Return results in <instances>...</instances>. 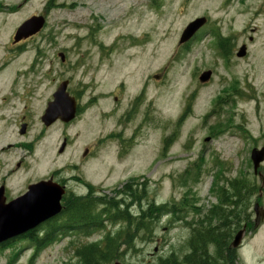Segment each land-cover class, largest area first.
<instances>
[{"label":"rangeland","instance_id":"rangeland-1","mask_svg":"<svg viewBox=\"0 0 264 264\" xmlns=\"http://www.w3.org/2000/svg\"><path fill=\"white\" fill-rule=\"evenodd\" d=\"M0 3L16 9L13 14L8 7L0 12V102L2 97L8 100L16 95L32 96L28 104L30 136L23 139L13 121L4 120L3 115L17 113L7 111V106L0 111V145L38 137L47 102L52 101L59 85L70 78L72 91L83 94L82 86L88 84L84 102L94 93L113 91L121 83L126 85L119 103H114V97L101 98L74 127L81 130L86 122L98 124L96 137L92 136L96 140L118 132L122 117L145 88L131 124H122L125 137L133 139L127 145L128 155L120 159L117 144L108 142L101 147L97 159L79 165L81 155L77 149L88 138L83 135L72 149L60 155L61 126L56 125L37 143L34 155L28 154L26 165L17 173L11 188L13 192L24 188L22 182L55 171L69 177L81 170L92 187L109 197L115 195L121 183L136 178L142 179L141 183L148 181L150 198L157 204L181 203L185 199L206 213L218 204L219 188L229 186L233 179L248 178L259 191L250 208L252 229L244 236L235 264H264V221L254 210L257 202L264 208V186L251 162L252 150L264 146V0ZM43 15L47 24L37 38L21 50L13 46L17 29L26 20ZM202 17L208 19V24L190 43L180 45L185 28ZM216 35L232 41L228 55L220 50ZM92 41L102 43L101 50ZM243 45L246 56L239 58ZM88 51L92 62L100 58L103 63L93 82L82 80L78 71L72 76L59 57L64 53L69 65L75 64ZM207 71H212L213 77L202 84L199 77ZM156 75L159 80L154 78ZM110 111L112 117L105 118L104 114ZM166 139L170 140L168 147L164 144ZM18 150L0 158L5 171L24 159ZM260 173L264 176V164ZM199 218V212L191 208L184 209L180 220L164 217L152 237L140 233L132 247H123L122 258L113 264H156L171 254L182 258L189 249L190 223ZM121 227L110 225L89 238L68 234L36 258L29 242L18 241L0 249V264H77L75 250L80 245L100 241L107 232L115 233Z\"/></svg>","mask_w":264,"mask_h":264},{"label":"trees","instance_id":"trees-1","mask_svg":"<svg viewBox=\"0 0 264 264\" xmlns=\"http://www.w3.org/2000/svg\"><path fill=\"white\" fill-rule=\"evenodd\" d=\"M216 37L220 50L228 55L232 41ZM168 145L167 142L166 147ZM140 180L135 178L120 185L112 197L96 194L97 190L91 186L89 196L79 201H66L58 217L26 240L35 249L34 258L68 234L89 238L106 231L110 225L122 226L115 233L107 232L100 241L82 244L75 250L77 264H113L122 258L123 247H132L140 233L152 237L155 226L164 217L180 220L184 209L191 208L199 212L200 218L190 223L192 235L188 253L182 258L171 254L156 264H235L237 251L231 248V243L244 225L252 226L250 208L258 186L248 178L233 179L229 186L218 189V204L202 213L199 207L190 205L185 199L181 203L157 204L150 198L148 181L141 183Z\"/></svg>","mask_w":264,"mask_h":264},{"label":"flooded vegetation","instance_id":"flooded-vegetation-1","mask_svg":"<svg viewBox=\"0 0 264 264\" xmlns=\"http://www.w3.org/2000/svg\"><path fill=\"white\" fill-rule=\"evenodd\" d=\"M5 7H8V6H5L0 3V12L3 11ZM8 11L10 14H13L15 13L16 9H14L13 7L11 8L8 7ZM44 17L46 18V16ZM40 33L34 36H31L29 38L23 39L18 43L14 42V37H13L12 44L13 46L17 47L18 50H21L23 46L28 44L30 41L35 40ZM92 40H94V38H92ZM91 44L94 45L95 48L97 49L101 50L102 48L101 47L102 43L100 42L92 41ZM91 55L92 54L89 53V51L85 52L81 54L82 57L75 64H70V65H69L68 59L66 58V55H64L65 59L64 61H62V63L64 66H67L68 72H71L72 76H74L75 73L78 71L81 74L80 76L82 80L88 78L90 82H93V81H96V76L101 71L100 67L103 63L99 62L100 58L97 60V62H92L89 59ZM65 82L68 83L66 93L68 94L69 98L72 99V101L69 100L67 104H71L75 108V116L73 119L69 120V118L65 116L63 119L62 118L57 119L54 123H52L49 126L44 122V116L46 114L49 104L55 101L54 96L57 93V90H58L57 88V90L52 95V101L50 100L47 102V108L41 117V127H42L41 134L38 137L33 138L29 142L22 141V142H17V143L15 142V143H7L6 145H0V158L2 156L9 155V154H12L13 152H16L17 149H19L18 151H22L24 154V159L20 158V160L17 163H15V165L13 166L15 168L9 169L7 171L4 170V165L0 161V207H4V206L11 204L12 202L24 199L29 193L31 186L40 184L42 182H51L64 189V194L61 200L62 205H64L65 202L69 201L70 199L72 202L74 200L79 201L80 199L85 198L91 194L90 187L92 185L88 183L84 179V177L81 175V170H80V173L76 172L75 175H72L69 177L65 176L61 171H55L46 177H42L39 179L27 181V182H22V183H25L24 188L17 192H13V190L11 189L13 186V183L18 178L17 173L26 165L25 159L28 157V154L34 155L35 146L37 145V143H39L45 137L48 131L51 130L56 125L61 126V132L60 134H58V140L60 142V147H59L58 152L60 153V155L67 152L69 149H72L71 147L74 146V143L76 141L78 142V140L83 135H84L83 137L88 138L87 143L82 144L79 150L77 149V152L81 155V163L79 165L84 166V164H86L87 161L97 159V156L101 150V147L106 145L108 142H115L117 144L116 151L120 159L123 158L125 155H128V148H130L128 147L129 146L128 144L132 143L130 142L132 137L129 139L125 137L126 129L122 128V124L125 126L127 124L128 125L131 124V120L134 118L133 116L136 110L135 106H137V104L143 100L145 88L143 87L142 91L137 96L134 103L130 104L127 113L122 117V121H121L122 123H120V126H119L121 129L118 127V124H117L116 126L118 127V132L110 133L109 135L105 137L101 136L99 139L96 140V139H93L92 136L94 134V137H96L95 134L98 131V127H99L98 124L94 125L89 122H86L84 124L82 122L84 124L83 129L75 130L74 127L80 120L82 121L81 118L89 112L88 110L92 107L91 105H95V106L98 105L101 98L106 99L108 97H114V103L115 104L117 102L119 103L121 101V97L126 92V85L124 83H121L113 91H108V92L103 91L98 94L94 93L95 95H93L89 101L84 102V96H85L84 92L88 84H85L82 86V90H83V94H82V92L80 91H72L70 89L72 78H70L69 80L63 81L62 83H65ZM13 98H9L10 100H12L9 102L8 101L9 99L7 100L5 97H2L1 102H0V111H4V109L8 106L7 111L15 110L17 113L15 114L12 113V115L10 116L3 115L2 117L4 118L5 121L11 119L13 121V124L16 125V127L18 128L20 137H22L23 139H27L30 136L29 133L32 130L30 110H29V105H28L30 103L32 96L31 97L30 96L21 97L20 95H16ZM21 103L24 104L22 110L19 109V106L21 105ZM111 114H112V111L107 112L104 114V117L111 118L112 117ZM87 123H89V125ZM23 130H24V133H22ZM167 142L170 144L169 139H166L164 144L167 145ZM76 169L77 167L75 166L74 170ZM56 185H51V186H56ZM96 190H97L95 192L96 194L102 193L98 189ZM48 223L49 222L43 225H40L35 230H31V231L25 232L24 234L20 236H17L16 238L12 239L11 242L27 240L28 237H30L34 231L42 229Z\"/></svg>","mask_w":264,"mask_h":264},{"label":"water","instance_id":"water-1","mask_svg":"<svg viewBox=\"0 0 264 264\" xmlns=\"http://www.w3.org/2000/svg\"><path fill=\"white\" fill-rule=\"evenodd\" d=\"M207 24L205 17L198 18L191 22L184 30L180 45H184L189 42L197 32ZM46 25V20L43 16H34L24 22L17 30L14 42L18 43L23 39L29 38L40 33ZM61 60L64 61V55H59ZM246 56V46H243L238 53L239 58ZM212 78V72L207 71L203 73L199 80L202 84L210 81ZM156 80H159V76H155ZM68 83H62L57 90L54 98L55 101L50 103L46 114L44 116V122L49 126L57 119L64 118L65 116L69 120L75 116V108L71 104H67L68 101H72L66 93ZM24 133V130L22 131ZM251 161L253 163L254 173L262 178V174L259 170L264 164V148L253 149L251 153ZM263 179V178H262ZM264 184V179H263ZM51 182H42L40 184L30 187V191L27 196L19 201L12 202L11 204L0 207V245L6 244L12 239L24 234L25 232L34 230L42 223L54 219L62 212L61 200L64 194V189ZM255 212L260 220H264V209H260L259 204L255 206ZM247 232V226H244L234 237L231 248L238 250L243 245L244 236ZM120 264V263H117Z\"/></svg>","mask_w":264,"mask_h":264}]
</instances>
